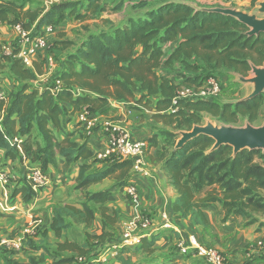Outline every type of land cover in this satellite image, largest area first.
Returning <instances> with one entry per match:
<instances>
[{"label": "trees", "instance_id": "obj_1", "mask_svg": "<svg viewBox=\"0 0 264 264\" xmlns=\"http://www.w3.org/2000/svg\"><path fill=\"white\" fill-rule=\"evenodd\" d=\"M31 1L41 4L39 0ZM31 1L6 0L0 8L1 25L13 27L21 22L26 29H32L34 24V33L39 34L45 26L52 25L54 28L67 16L86 18L96 16L106 9L102 0H77L40 14L41 6L32 8ZM27 3L29 7L25 8ZM121 6L117 4L113 9ZM145 14L147 16L131 20L129 24L91 34L83 46L56 71L55 81L42 86L43 90L33 84L37 79L33 68L25 67L18 57L5 53L0 42V69L3 70L4 64L8 65L11 77L19 81V85L15 84L18 87L16 91L12 88L9 95L0 96V113L5 112L4 119L1 120L0 116V148L5 151V160L22 163L25 158L31 157L33 162L41 163L46 172L57 152L55 142L58 136L55 129L65 133L58 151L68 163L92 158L94 149L86 140L80 142L74 139L75 132L68 134L64 131V124L71 117L86 111L96 116L99 110L109 104L110 99L132 100L144 107H150L155 102L159 112L154 116L168 124L176 123L175 129L180 130H191L194 125L201 123L204 113L220 117L228 123L237 122L240 116L246 117L251 123L257 119L262 94L254 99L234 103L218 101L219 95L210 100L181 99L175 105L174 97L181 86H174L168 77L158 73V68H171L184 81L192 80L193 84L184 86L201 85L211 75L218 77L214 72L204 73L205 70H225L246 75L251 71L250 61L256 65L264 61V33L249 36L248 27L236 18L219 13L196 12L190 5L183 3L162 4ZM169 42L176 44L170 53L165 46ZM141 44L145 48L137 54L136 47ZM49 55L56 58L53 54ZM194 57L203 60L206 68L191 64ZM177 62L183 67L175 68ZM56 79L61 81V85L53 92ZM76 89L80 90L79 94L75 93ZM139 92L141 96L137 98ZM168 135L172 139L176 136L169 132ZM214 144L212 137L200 135L181 149L175 150L173 147L166 158L164 169L170 184L177 190L173 203L175 215L190 217L206 225L205 208L216 197L211 196L205 200H197L196 197L206 187L214 185L220 186L223 206L229 211L234 210L244 217H252V213L264 214V196L261 194L264 189V167L257 161V157L264 158L263 151L244 149L234 156L232 146L222 145L212 150ZM165 153L164 147L162 156ZM105 160L113 164L100 171H91L89 163H82L78 187L85 188L101 182L118 170L120 179H123L127 169L133 166L130 159L109 157ZM134 175L132 170L128 177ZM129 183L127 179L122 180L119 190L124 192ZM13 186L12 194L21 193L25 200H31L37 195L22 173L14 180ZM109 195L108 191L90 193L82 208L69 203L55 208L52 229L62 238L63 233L72 226L69 217L88 222L95 216V210L89 203L101 204L99 209L102 212L103 232H87L85 241L81 243L69 241L65 237L58 244L61 250L67 249L78 257L91 259L101 254L95 252L98 245L115 244L110 243L108 237L113 235L112 228L117 222L118 213L116 210L108 213L109 208L103 205ZM44 231L45 227L36 236L29 238L25 249L29 246L38 248L34 239ZM154 243L153 237L148 243L149 251H152ZM125 249L126 246L121 247L115 257L122 264H135L122 256ZM13 251L0 249V252L7 254ZM77 256L73 259L62 258L55 264H72ZM42 262L41 258L35 257H30L28 262H21L12 255L4 257V264Z\"/></svg>", "mask_w": 264, "mask_h": 264}, {"label": "crops", "instance_id": "obj_2", "mask_svg": "<svg viewBox=\"0 0 264 264\" xmlns=\"http://www.w3.org/2000/svg\"><path fill=\"white\" fill-rule=\"evenodd\" d=\"M187 2L192 1L182 0L178 3L187 4ZM146 3V0H102V4L107 7L110 5L111 8L103 10L96 16L91 15L86 18L67 16L63 22L47 33V39L50 42L36 57L33 70L37 75V79L34 80L35 83L33 84L43 90L42 86L53 83L57 76L56 71H59L64 66L65 61H68L83 46V42L91 34L107 32L115 27L129 24L131 20L142 19L147 14L141 12L145 11V13H148L162 4L172 2L159 3L157 6L147 5ZM117 4H122V6L119 9H113ZM28 7L29 3L25 5V8ZM70 26L71 28L68 30ZM88 28H90V31L88 30L85 37V30ZM77 36H83L78 44L76 41L75 43L73 42ZM15 38L16 33L14 30L3 24L0 28V42L3 46L6 45L4 40L9 39L10 41ZM50 43L53 46L52 49H50ZM175 45L174 42L167 43L165 45L166 51L170 53ZM144 48V45H138L136 53L142 52ZM49 54H53L57 58L55 59L56 68L52 72L49 70L50 66L47 60ZM190 63L199 68H206L205 62L196 57ZM180 66H182L181 63L177 62L174 67ZM228 72L238 77V73ZM158 73L168 77L174 86L193 84L192 80L186 79L184 81L175 71L172 72L171 68L165 66L158 68ZM218 77L224 86L225 78ZM15 84L19 85V81L7 77L3 70L0 69V90L4 92V95H9L12 92V88H15L14 91H16L18 87ZM75 93L79 94L80 90L76 89ZM140 96L141 93H137L136 97L139 98ZM244 98H240L236 102ZM221 102L230 103L232 101L222 100ZM158 112L155 102L150 107H144L132 100L110 99L109 104L97 112L95 116L97 125L91 135H88L87 130L82 125V115L71 117L64 124V131L68 134L75 132L73 138L80 142L86 140L95 152L92 158H81L73 163H68L65 156L58 151L61 146L60 140L65 136V133L55 129V133L58 136V140L55 142L57 152L54 162L49 163L46 168L49 182L36 191L37 195L35 198L25 200L21 193L13 195L14 184L9 187L10 195L8 197L0 188V237L10 235L22 228L28 220V209L33 208L35 213L42 214L45 222V231L34 239V243L39 247L32 248L29 246L25 250H16L10 254L4 253L5 251L0 252V264H4V257L8 255H12V257L21 262H28L30 257L41 258L43 260L41 264H55L58 259L53 260L55 258L53 254L56 252L61 254V258L76 257V253L67 249L61 250L58 244L63 242L65 237L69 241L81 243L85 241L87 232L90 234H101L103 232L102 212L99 209L101 204L94 205L89 203L95 210V216L88 222L77 221L69 217L72 226L63 233L62 238L58 237L52 229L55 208L67 203L82 208L85 201H87L85 199L86 194L100 191H108L110 193L107 202L103 204L109 208L108 213H113L114 210L118 213L117 222L112 228L113 235L108 237V239H111L110 243L122 242L123 234L126 231V223L137 222L143 214H147L150 217V227L147 230L139 229L136 231V234H141V242L126 245V249L122 254L124 258L132 263L208 264L203 257L182 253L179 250L178 243L181 239L189 240L192 236H195L202 244L221 249L230 257L234 264H264V249L251 248L255 242L264 240V214L252 213L253 217H244L235 213L234 210L229 211L224 208L223 195L219 185L206 187L196 197L197 200H205L211 196L216 197L205 208L206 225L199 224L190 217H178L175 215L173 203L177 197V190L170 184L168 174L164 169L165 160L170 153L167 152L164 156H162V153L164 147L168 149L169 142L172 140L168 132L169 134H176L175 139L177 142L181 130L175 129L176 123L168 124L162 118H156L154 114ZM4 115L5 112L0 113L1 120L4 119ZM109 123L121 124L130 130L135 139H142L148 142L145 152V163L150 175L145 176L137 173L132 178L131 176L128 177L133 170L130 168L127 169L125 178L120 179V171L118 170L101 182L80 188L78 183L80 165L82 163H89L91 165L90 170L93 171L104 170L113 164V162L111 163L103 157L107 146V136L102 127L104 124ZM4 153V149L0 148V171L9 172L17 178L28 168L33 166L42 168L41 163L33 162L31 157L25 158L22 163L12 162L11 160H5ZM125 179L137 185L139 192L137 201H132L125 192L119 190V183ZM215 186L216 188H214ZM166 213L171 218L170 227H164L163 216ZM153 237L155 243L152 246V251H149L147 249L148 243ZM108 247L98 245L95 252L103 253ZM104 264L122 263L117 257H109Z\"/></svg>", "mask_w": 264, "mask_h": 264}, {"label": "built area", "instance_id": "obj_3", "mask_svg": "<svg viewBox=\"0 0 264 264\" xmlns=\"http://www.w3.org/2000/svg\"><path fill=\"white\" fill-rule=\"evenodd\" d=\"M16 33L14 41V50L10 45L3 46L5 53L18 57L21 63L27 68H33L36 57L41 50L47 47V33L53 30L52 25L45 26L44 30L35 34L34 29H26L21 22L16 23L13 27ZM17 46V47H15ZM16 50V52H15ZM15 52V53H14ZM49 62V70L52 72L56 68L55 58L52 55L47 56ZM61 85V81L56 79V86L52 87L53 92ZM222 92V83L217 76H208L201 85L181 86L177 89L174 97V104L181 99H214ZM0 96L4 93L0 90ZM82 125L91 135L93 129L97 125L95 116L89 114L88 111L82 114ZM102 130L107 136V146L103 153L104 158L120 157L130 159L132 161V169L135 174L150 175V171L146 168L145 152L148 142L142 139H135L129 129L118 123L104 124ZM16 140H18L16 138ZM26 179L30 182L33 189L37 191L49 182V175L41 167H31L22 172ZM17 177L6 171H0V188L5 192L6 197L10 195L9 186L14 184ZM124 192L132 201H137L139 192L137 185L133 182L125 186ZM13 209V208H11ZM28 220L19 230L10 235L0 237V249L7 248L10 250H23L27 245L29 238L36 236L45 226L44 217L28 209ZM164 227L171 226V218L164 214ZM126 231L123 234L121 243H115L108 247L106 251L89 259L88 264H104L109 257H115L119 249L130 244H137L141 241V234H136L139 229L147 230L151 225L150 217L147 214L140 216L137 222L126 223ZM179 250L182 253H191L203 257L208 264H234L233 261L220 249L202 244L195 236L189 240H180L178 243ZM253 248H263L264 240H259L253 244ZM87 264V263H85Z\"/></svg>", "mask_w": 264, "mask_h": 264}, {"label": "water", "instance_id": "obj_4", "mask_svg": "<svg viewBox=\"0 0 264 264\" xmlns=\"http://www.w3.org/2000/svg\"><path fill=\"white\" fill-rule=\"evenodd\" d=\"M187 5L194 8L196 12L219 13L236 18L248 27L247 34L249 36H259L264 33V16H259L257 13H248L243 10L224 7L207 8L194 2H187ZM258 11L264 13V0L259 3ZM250 65L253 74L251 77L237 74L240 81L250 85L249 95L242 100L254 99L264 92V65L258 66L253 62H250ZM179 134L180 138L176 142L175 150L183 148L200 135H207L215 140L212 150H216L222 145H230L233 147L234 156L244 149L262 150L264 153V124L254 126L248 123L246 126L241 127L215 125L212 122H208L205 125H194L191 130H182Z\"/></svg>", "mask_w": 264, "mask_h": 264}, {"label": "rangeland", "instance_id": "obj_5", "mask_svg": "<svg viewBox=\"0 0 264 264\" xmlns=\"http://www.w3.org/2000/svg\"><path fill=\"white\" fill-rule=\"evenodd\" d=\"M5 1L6 0H0V8L5 5V3H4ZM39 1L41 2V4L38 3V2L31 1L30 2V6H32V8H35L37 5L41 6L42 9L40 10L39 13L42 14L47 9H51V8L54 9L55 6L58 7L61 4H65V3H69V2H76L77 0H47V1L46 0L45 1L44 0H39ZM83 1L87 2V0H83ZM181 1L182 0H146V2H147L146 4L147 5L157 6L159 3H164V2H172V3L176 2V3H178V2H181ZM191 1L192 2H196V3L200 4L201 6H204V7H207V8H212V7L233 8V9L243 10V11L248 12V13H257L259 16H264V13H260L258 11L259 3L262 0H191ZM111 6H112V3H111ZM111 6L110 5H108V7L106 6V9L107 8H111ZM141 13L145 14V11L141 12ZM8 26H9V29L14 30L10 25H8ZM1 27H2V25L0 23V28ZM70 28H71V26L69 27L68 30H70ZM32 29H36L34 24L32 26ZM88 30L90 31V28L85 30V32H86L85 33V37L87 36ZM14 32H15V30H14ZM10 33H12V32H10ZM82 38H83V36H77V37H75L73 42L75 43V41H76L77 44H78V43L81 42ZM15 39L10 40V41H9V39L4 40L5 42L6 41L8 42V43L4 42V44H6V46L10 45L11 50H14V41H15ZM48 42H50L49 39H47V44H48ZM15 47H17V46H15ZM51 47H53V46L50 43V48ZM262 65H264V61L262 62ZM4 66H5L3 68V70H5V71H3L4 74L7 75V77H9V78L14 79L13 77H11L12 75L10 74L9 70L7 69L9 66L6 65V64H4ZM172 71H174V70H172ZM207 72H214L218 76H221V77L225 78L224 79V86H223L222 92L220 94L221 96L218 99V101L230 100V101H232V103H234V102H236V100H238L240 98H243V97H247L249 95V93H250L249 86L250 85L249 84L247 85V83L240 81L239 77L233 76L231 73H229V72H227L225 70H208V71L205 70L204 71V73H207ZM240 75H242L244 77H251L253 74H252V71H250L246 75H243V74H240ZM33 83H35V81H33ZM208 122H212L215 125H233V126H241V127L242 126H246V124H248V123H251L246 117H242V116H240V118L238 119L237 122L228 123V122L224 121L220 117H215V116H212L210 114H205L204 113L203 117H202V120H201V123L196 124V125H205ZM251 124L254 125V126H261V125L264 124V92L262 93V96H261V107H260V110H259L258 117ZM179 138H180V136H179ZM175 145H176V139L173 138L171 140V142H169V147H168V149H166V152L171 153L173 147L175 148ZM257 161L264 167V158L257 157ZM91 171H93V170H91ZM261 194L264 196V189L261 190ZM88 198H89V193L85 195V199L87 200ZM23 250H25V248ZM58 254H59V257H58ZM60 255L61 254L57 253V252L55 254H53V257H55L53 260H55V259H58L57 261L62 260ZM71 258L73 259L74 256H71ZM85 263H87V264L90 263L89 259L86 256H83L82 259H81V257L77 256V260H74L72 264H85Z\"/></svg>", "mask_w": 264, "mask_h": 264}]
</instances>
